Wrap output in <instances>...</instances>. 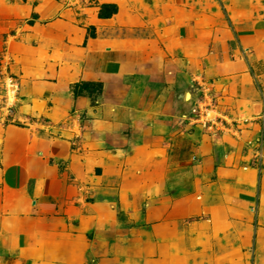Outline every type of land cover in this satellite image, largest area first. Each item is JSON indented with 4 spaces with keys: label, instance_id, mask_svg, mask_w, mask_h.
I'll return each instance as SVG.
<instances>
[{
    "label": "rangeland",
    "instance_id": "rangeland-1",
    "mask_svg": "<svg viewBox=\"0 0 264 264\" xmlns=\"http://www.w3.org/2000/svg\"><path fill=\"white\" fill-rule=\"evenodd\" d=\"M0 264H264V0H0Z\"/></svg>",
    "mask_w": 264,
    "mask_h": 264
},
{
    "label": "trees",
    "instance_id": "trees-1",
    "mask_svg": "<svg viewBox=\"0 0 264 264\" xmlns=\"http://www.w3.org/2000/svg\"><path fill=\"white\" fill-rule=\"evenodd\" d=\"M115 11V10H114ZM101 16L103 17V18H109V16L107 15V14H101Z\"/></svg>",
    "mask_w": 264,
    "mask_h": 264
}]
</instances>
